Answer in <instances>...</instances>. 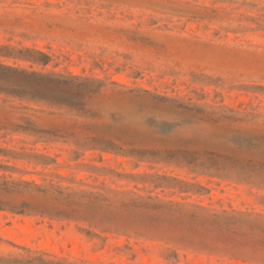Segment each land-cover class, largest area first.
<instances>
[{
    "label": "rangeland",
    "instance_id": "obj_1",
    "mask_svg": "<svg viewBox=\"0 0 264 264\" xmlns=\"http://www.w3.org/2000/svg\"><path fill=\"white\" fill-rule=\"evenodd\" d=\"M5 47L41 49L51 61L7 58L1 55ZM0 62L106 83L89 102L93 117L29 114L48 127L73 118L127 136L137 149L201 157L214 152L248 168L253 159H264V143L253 147V138L264 135V0H0ZM0 148V166H7L0 167V184H37L15 183L14 192L0 188L3 202L53 212L83 201L74 193L88 190L113 201L141 196L143 202L264 211V187L236 177L137 163L114 152L78 149L72 140L36 142L24 133L0 131ZM48 214L0 209V264H42L40 257L75 264H263L187 249L163 232L106 231L91 221Z\"/></svg>",
    "mask_w": 264,
    "mask_h": 264
},
{
    "label": "trees",
    "instance_id": "obj_2",
    "mask_svg": "<svg viewBox=\"0 0 264 264\" xmlns=\"http://www.w3.org/2000/svg\"><path fill=\"white\" fill-rule=\"evenodd\" d=\"M7 48L1 55L32 63L47 65L51 56L42 51L25 47L21 50ZM117 83V82H113ZM106 87V83L94 76H83L72 72L39 71L0 62V131L5 134L24 133L33 136L36 142H75L78 149H95L105 152L134 157L137 163L174 164L185 167L191 172L247 180L264 187V159L254 160L253 167H236L238 159L214 152L204 157L196 152L181 150L137 149L135 141L122 134H113L106 128L93 122H80L77 119H64L52 123L50 127L34 120L31 112H43L56 116L93 117L88 108L90 100ZM99 130L97 135L85 134L86 131ZM261 141V144L254 143ZM264 135L253 138V147L263 145ZM3 149L0 148V152ZM78 152V151H77ZM229 162L228 166L227 163ZM7 167V166H0ZM35 184L33 181H5L0 188L14 192V184ZM13 187V189H11ZM83 201L72 202L70 208H58L50 212L47 208H38L28 202H3L0 209L15 213L35 210L51 217L66 219H83L103 226L106 231L124 230L143 235L150 231L167 233L177 245L211 254L226 253L237 258L256 260L264 264V211L222 209L217 210L202 204L178 201L143 202V198L122 196L113 201L111 198L88 190L76 191ZM124 194V193H123ZM125 195V194H124ZM154 200L153 197H148ZM142 201V203H141ZM154 210L153 213L139 214L137 207ZM109 210L108 214L104 211ZM105 213V214H103ZM87 233L105 240L97 232ZM143 233V234H142ZM173 256L179 257L177 249ZM168 256L167 258H169ZM42 264H75L65 260H48L39 258Z\"/></svg>",
    "mask_w": 264,
    "mask_h": 264
}]
</instances>
